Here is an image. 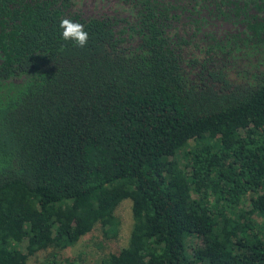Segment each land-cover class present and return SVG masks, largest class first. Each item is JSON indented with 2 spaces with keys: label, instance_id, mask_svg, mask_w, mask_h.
<instances>
[{
  "label": "trees",
  "instance_id": "obj_1",
  "mask_svg": "<svg viewBox=\"0 0 264 264\" xmlns=\"http://www.w3.org/2000/svg\"><path fill=\"white\" fill-rule=\"evenodd\" d=\"M123 199L93 264H264V0H0V264H88Z\"/></svg>",
  "mask_w": 264,
  "mask_h": 264
},
{
  "label": "rangeland",
  "instance_id": "obj_2",
  "mask_svg": "<svg viewBox=\"0 0 264 264\" xmlns=\"http://www.w3.org/2000/svg\"><path fill=\"white\" fill-rule=\"evenodd\" d=\"M240 63H238V66ZM226 80V79H225ZM246 208L245 205L242 206ZM115 216L119 220L117 234L113 238H104L100 232L99 225L96 224L92 230L83 236L71 247L62 250L63 256L79 258L81 263L93 264L102 254L107 252H117L127 244L132 219L130 212V200L123 199L117 205ZM260 231L264 233V216H255ZM49 250L38 251L34 255L28 256L26 264H43L42 260Z\"/></svg>",
  "mask_w": 264,
  "mask_h": 264
},
{
  "label": "clouds",
  "instance_id": "obj_3",
  "mask_svg": "<svg viewBox=\"0 0 264 264\" xmlns=\"http://www.w3.org/2000/svg\"><path fill=\"white\" fill-rule=\"evenodd\" d=\"M62 29L60 35L65 41H72L77 48H84L89 42V33L85 31L84 25L70 19H62L59 23Z\"/></svg>",
  "mask_w": 264,
  "mask_h": 264
}]
</instances>
